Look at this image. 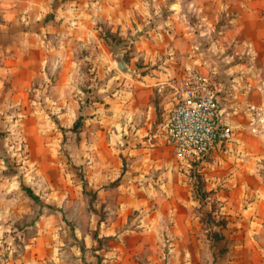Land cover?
Listing matches in <instances>:
<instances>
[{"label": "crops", "instance_id": "obj_1", "mask_svg": "<svg viewBox=\"0 0 264 264\" xmlns=\"http://www.w3.org/2000/svg\"><path fill=\"white\" fill-rule=\"evenodd\" d=\"M197 1L199 32L170 21L148 39L120 0H0V210L5 222L29 210L19 186L80 213L69 251L37 245L34 264H264V0ZM211 33L234 136L199 167L198 192L165 139L166 86L194 67L193 50L209 66L214 44L193 40Z\"/></svg>", "mask_w": 264, "mask_h": 264}, {"label": "rangeland", "instance_id": "obj_2", "mask_svg": "<svg viewBox=\"0 0 264 264\" xmlns=\"http://www.w3.org/2000/svg\"><path fill=\"white\" fill-rule=\"evenodd\" d=\"M93 3L98 2L99 4L105 5L107 0H91ZM123 4L127 6L134 5L133 11L136 15V19L140 24L142 36H146L149 39L148 32L153 31L156 34L158 31H169V22H178V25L181 27L191 26L193 25L200 31L199 22L201 17L199 1L197 0H120ZM192 4H194L192 6ZM211 4H215L213 1ZM210 4V6H211ZM172 8V9H171ZM215 6H212V10L209 11V18L214 20L215 25L217 18L213 17V10H215ZM176 14V15H174ZM174 15V16H172ZM178 17L175 20V17ZM215 28V26H214ZM216 31V30H215ZM195 32V33H196ZM199 35V34H198ZM195 37V36H194ZM156 38H159L156 34ZM205 40L203 41L202 39ZM167 37H162L161 39L166 42ZM196 40H193L195 44L206 49L204 43L206 39L214 44L213 48L210 51L211 56H208L211 60L208 61L209 66H205L202 63V60H199V56L201 54V48L197 51L193 50V55L197 57V62L194 64L191 70H187L193 74H198L206 77L211 84V87L215 90V86L218 87L219 84H222L221 81L217 80V76L219 75V52H218V44L216 43V36L214 34H210L207 38L206 36H197ZM156 40V39H153ZM202 40V41H201ZM203 42V43H202ZM207 51H205L206 53ZM230 52V51H229ZM86 52L83 51L84 55ZM111 58L118 55L117 53H110ZM128 54H124L125 59H129ZM195 57V58H196ZM203 57H205L203 55ZM207 62V60H205ZM213 63V64H212ZM207 64V65H208ZM212 66H211V65ZM211 66V67H210ZM210 67V68H208ZM173 80L170 81V84L166 86L168 92H171V86L173 85ZM83 90H86V87H82ZM156 101V98L153 99ZM64 137H73L71 134H67ZM197 169L194 167L193 171L189 172V175L193 178L194 187L197 190L198 184H201V177L198 176L200 171L199 166L197 165ZM201 167V166H200ZM19 180V178L17 179ZM21 180V179H20ZM73 178L68 179L67 182L69 186L72 188L74 184ZM113 185V184H112ZM35 187V186H34ZM42 192H47L43 188H40ZM19 186L16 190L17 194L15 196L17 199V203L21 206H25V204H29V210H21L17 212V215L11 214V221L5 222L8 218V212L1 209L0 210V264H34L32 259H36L37 253L33 254V250H36L37 245L40 247L41 256L49 255L48 245L54 246V248L59 247V241L64 243L65 250L69 251L70 246L72 245V241L75 238L72 236L75 228H79L78 224V216L80 215L79 211L75 208L74 203H69L68 205L60 204V200L55 197L53 200L52 206H47L44 201L35 202L29 200L27 196L21 193ZM21 194V195H20ZM12 197V195H11ZM51 201V200H50ZM27 202V203H26ZM58 207L56 208V206ZM87 204H85L86 206ZM50 217L52 226H49L46 223L45 218ZM82 219H86L85 217ZM83 221L81 220V223ZM82 227V226H81ZM37 238V241L35 240ZM43 248V249H42ZM44 252H43V251ZM33 257V258H32ZM72 256L70 258H63L61 264H73ZM41 260V259H39ZM46 264H53L52 262H47Z\"/></svg>", "mask_w": 264, "mask_h": 264}, {"label": "built area", "instance_id": "obj_3", "mask_svg": "<svg viewBox=\"0 0 264 264\" xmlns=\"http://www.w3.org/2000/svg\"><path fill=\"white\" fill-rule=\"evenodd\" d=\"M171 89L165 139L179 168L189 174L212 152H224L234 132L222 120L217 92L206 77L188 72L175 79Z\"/></svg>", "mask_w": 264, "mask_h": 264}, {"label": "trees", "instance_id": "obj_4", "mask_svg": "<svg viewBox=\"0 0 264 264\" xmlns=\"http://www.w3.org/2000/svg\"><path fill=\"white\" fill-rule=\"evenodd\" d=\"M125 59V58H124ZM127 60V59H126ZM81 127V119L79 118L78 120H76V122L74 123V125H73V128H72V130L73 131H76V130H78L79 128ZM198 184V192H199V190H200V184L199 183H197ZM24 190H25V192L27 193V195L33 200V201H35V202H39V199H38V197H36L33 193H32V191L30 190V189H27V188H24ZM198 198H199V200H200V202H202L203 201V195L201 194V193H198ZM211 214H209L208 216H210ZM217 225L218 226H220V228L221 229H223L224 227H225V223L223 222V221H218L217 222ZM212 239H213V241H218V240H221L222 239V237L221 236H219L218 234H214L213 236H212Z\"/></svg>", "mask_w": 264, "mask_h": 264}, {"label": "water", "instance_id": "obj_5", "mask_svg": "<svg viewBox=\"0 0 264 264\" xmlns=\"http://www.w3.org/2000/svg\"><path fill=\"white\" fill-rule=\"evenodd\" d=\"M116 69L124 75H134V71L129 70L128 66L122 60L120 56L115 57L114 59Z\"/></svg>", "mask_w": 264, "mask_h": 264}]
</instances>
